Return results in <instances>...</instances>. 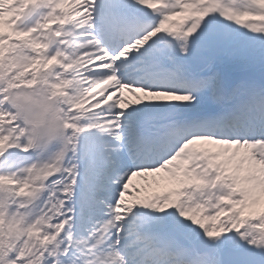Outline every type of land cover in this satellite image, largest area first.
Segmentation results:
<instances>
[{"label":"snow or ice","instance_id":"1","mask_svg":"<svg viewBox=\"0 0 264 264\" xmlns=\"http://www.w3.org/2000/svg\"><path fill=\"white\" fill-rule=\"evenodd\" d=\"M0 264H264V0H0Z\"/></svg>","mask_w":264,"mask_h":264},{"label":"rangeland","instance_id":"2","mask_svg":"<svg viewBox=\"0 0 264 264\" xmlns=\"http://www.w3.org/2000/svg\"><path fill=\"white\" fill-rule=\"evenodd\" d=\"M141 181H142V186H144V184H145V182L141 179ZM151 182V180H149V183ZM154 184H152V186H153ZM160 186V188L158 189V188H151V189H149V193H145V194H150V192L151 191H160V190H163L164 189V185H159Z\"/></svg>","mask_w":264,"mask_h":264},{"label":"bare ground","instance_id":"3","mask_svg":"<svg viewBox=\"0 0 264 264\" xmlns=\"http://www.w3.org/2000/svg\"><path fill=\"white\" fill-rule=\"evenodd\" d=\"M151 181H152V180H151ZM137 183H138V185L140 184V182L138 181V179H137ZM153 187H154V188H158V189L160 188V186H158V185H156V184H154V185L152 186V188H153Z\"/></svg>","mask_w":264,"mask_h":264}]
</instances>
